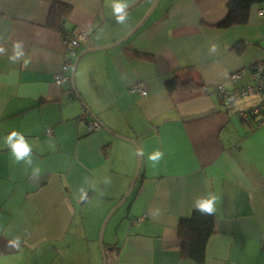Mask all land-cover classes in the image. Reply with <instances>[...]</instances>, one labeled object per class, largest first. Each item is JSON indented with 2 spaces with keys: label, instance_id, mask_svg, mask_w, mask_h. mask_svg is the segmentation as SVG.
I'll use <instances>...</instances> for the list:
<instances>
[{
  "label": "crops",
  "instance_id": "obj_1",
  "mask_svg": "<svg viewBox=\"0 0 264 264\" xmlns=\"http://www.w3.org/2000/svg\"><path fill=\"white\" fill-rule=\"evenodd\" d=\"M156 1L128 0L120 24L113 0H0V235L21 241L0 264H102L99 231L138 168V150L125 139L143 152L141 172L107 228L108 264H200L182 253L179 225L208 195L218 200L202 264H264V126L241 120L215 92L248 85L264 62V2L247 25L223 29L234 0H160L149 16ZM60 4L71 7L63 32L48 26ZM144 19L126 43L80 59L82 101L72 80L56 85L64 33H88L79 56L122 41ZM17 41L24 56L13 62ZM188 71L208 93L179 86L170 94L168 80ZM136 85L148 95L131 93ZM92 120L123 139L103 127L90 132ZM13 130L32 146L38 175L4 144ZM157 150L164 155L153 166Z\"/></svg>",
  "mask_w": 264,
  "mask_h": 264
},
{
  "label": "trees",
  "instance_id": "obj_2",
  "mask_svg": "<svg viewBox=\"0 0 264 264\" xmlns=\"http://www.w3.org/2000/svg\"><path fill=\"white\" fill-rule=\"evenodd\" d=\"M263 2L264 0H234L228 6L227 17L219 27L223 29H229L234 26L247 25L249 22L252 6L255 4H261ZM70 9L71 7L66 4L54 6L50 12L48 26L55 28L60 32H63L64 18L66 17ZM257 65L252 68L251 74ZM166 86L170 94H175L179 86L188 88L191 94L195 90L199 89L204 90L205 93L209 92V89L206 88L205 83L202 81V79L200 77H196L194 73L190 71L186 72L182 76L176 75L174 78L168 80ZM235 90L229 92H234ZM215 92L219 93L218 87L215 89ZM191 94H189V96H192ZM222 98L223 101H225L223 95ZM215 221L216 217L214 213L209 215L207 213H201L198 210L193 211L189 217H185L180 220L179 236L181 238V250L184 255L197 263H204L206 257V246L214 233ZM8 241L9 239H6L5 237L0 235V255H5L12 252L13 250H17L8 247Z\"/></svg>",
  "mask_w": 264,
  "mask_h": 264
},
{
  "label": "built area",
  "instance_id": "obj_3",
  "mask_svg": "<svg viewBox=\"0 0 264 264\" xmlns=\"http://www.w3.org/2000/svg\"><path fill=\"white\" fill-rule=\"evenodd\" d=\"M260 16L264 15V10L260 11ZM86 31L66 32L63 35V43L66 48L65 61L60 72L55 76L56 85L68 83L71 80L72 67L78 58L81 45L88 39ZM239 76L234 75L232 79L237 80ZM251 83L244 88L236 89L234 92L227 91L225 86H218V92L224 96L228 107L236 111V115L243 121L249 122L252 119H257V126H264V62L257 65L251 74ZM131 93L139 94L142 97L148 95L147 90L142 85H136L131 89ZM255 101L250 108H242L241 105L245 101ZM85 118L87 113L84 112ZM84 118V119H85ZM90 132H97L101 126L96 121L88 123ZM52 131L48 130V134ZM141 218L140 220H142Z\"/></svg>",
  "mask_w": 264,
  "mask_h": 264
},
{
  "label": "clouds",
  "instance_id": "obj_4",
  "mask_svg": "<svg viewBox=\"0 0 264 264\" xmlns=\"http://www.w3.org/2000/svg\"><path fill=\"white\" fill-rule=\"evenodd\" d=\"M129 7L128 0H113L112 10L113 15H115L117 23L123 24L127 19V9ZM216 45H212L210 51L214 52L216 50ZM4 52L3 48H0V53ZM14 55L10 56L9 59L13 62L18 61L24 56L22 42L17 41L13 46ZM4 144L10 149L11 155L14 157L16 163H23L28 168H31L33 174L38 175L40 173L39 167H32L33 157H32V146L29 144L25 136L18 131H11L4 137ZM139 156L143 157V152L137 153ZM163 152L157 150L149 154L148 160L152 162L153 166H156L161 159H163ZM86 198V193L83 194L80 199L84 200ZM218 197L216 195H208L206 197L198 198L195 202V208L201 213H207L209 215L216 211V203ZM20 238L16 237L8 241V247L13 249L20 248Z\"/></svg>",
  "mask_w": 264,
  "mask_h": 264
},
{
  "label": "water",
  "instance_id": "obj_5",
  "mask_svg": "<svg viewBox=\"0 0 264 264\" xmlns=\"http://www.w3.org/2000/svg\"><path fill=\"white\" fill-rule=\"evenodd\" d=\"M160 2V0H157L156 1V3L154 4V6H153V8H152V10H151V12L149 13V16H150V14L155 10V8L157 7V5H158V3ZM147 19H144V21L138 26V27H136V29L130 34V35H128L125 39H123L122 41H120V42H118V43H116V44H114V45H111V46H108V47H104V48H100V49H92V50H89V51H86V52H84V53H82V54H80L79 56H78V58H77V60L75 61V64H74V66H73V69H72V73H71V80H72V83H73V89H74V91H75V93H76V95L78 96V99L80 100V101H82V98L78 95V92H77V90H76V86H75V72H76V69H77V66H78V63H79V61H80V59L84 56V54L85 53H87V52H93V51H98V50H104V49H109V48H114V47H117V46H120V45H122V44H124V43H126L138 30H140L141 28H142V26H143V24H144V22L146 21ZM88 112H90V111H88ZM101 127H103V129L106 131V132H108V133H110V134H112V135H114V136H116V137H119V138H122L123 139V137H121V136H119V135H117L116 133H114L113 131H111L109 128H107L105 125H101ZM126 141H129L130 143H132V144H134L135 146H136V148H137V150H138V152H141L140 151V148H139V146H138V143L136 142V141H132V140H129V139H125ZM138 157H139V160H138V168H137V173H136V175H135V179H134V181H133V183H132V185H131V187H130V189H129V191L126 193V195L123 197V199L120 201V203L117 205V207H115L112 211H111V213L108 215V217L106 218V220H105V222H104V224H103V226H102V230H101V233H100V244H101V250H102V254H103V258H104V264H108V259H107V252H109V253H111V252H113V248L111 247V248H106V246H105V244H104V242H103V236H104V232H105V229H106V226L108 225V223H109V221H110V219L112 218V216L114 215V213L118 210V209H120L128 200H129V198H130V196H131V194H132V192H133V190H134V188H135V185H136V183H137V181H138V179H139V177H140V172H141V160H142V157L141 156H139L138 155ZM107 251V252H106Z\"/></svg>",
  "mask_w": 264,
  "mask_h": 264
},
{
  "label": "rangeland",
  "instance_id": "obj_6",
  "mask_svg": "<svg viewBox=\"0 0 264 264\" xmlns=\"http://www.w3.org/2000/svg\"><path fill=\"white\" fill-rule=\"evenodd\" d=\"M70 83H68V85H69ZM121 126H123V127H125V122H121ZM133 148H135V147H133ZM136 149V148H135ZM134 177H135V175H134ZM133 182V181H132ZM119 204V203H118ZM117 204V205H118ZM117 205L115 206V207H117ZM114 207V208H115ZM123 207V206H122ZM120 208V209H118L115 213H114V215L113 216H115V215H117L116 217H118V215L120 214V213H122V209H124V208ZM113 208V209H114ZM112 209V210H113ZM111 210V211H112ZM111 213V212H110ZM109 213V214H110ZM113 216H112V218H113ZM108 217V216H107ZM106 217V218H107ZM116 217L114 218V219H116ZM112 218L110 219V221H109V223H108V225H107V227H106V230H105V233H104V237H103V242L105 243V246H106V240H105V234H106V231H107V228H108V226H109V224L111 223V222H114V220H112ZM112 220V221H111ZM102 226H103V224H102ZM109 228H112V224H110V226H109ZM101 229H102V227H101ZM101 229H100V231H99V235H98V244H97V246H98V249H99V255H98V261L99 262H101L102 264H104V258H103V254H102V250H101V247H100V233H101ZM106 248H110V247H107L106 246ZM107 252V251H106ZM109 255H110V253L109 252H107V259L109 260Z\"/></svg>",
  "mask_w": 264,
  "mask_h": 264
}]
</instances>
